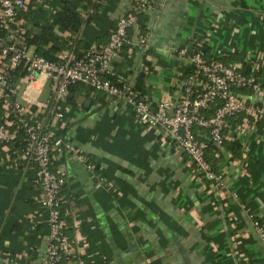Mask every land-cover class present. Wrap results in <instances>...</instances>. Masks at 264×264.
<instances>
[{"label":"crops","instance_id":"1","mask_svg":"<svg viewBox=\"0 0 264 264\" xmlns=\"http://www.w3.org/2000/svg\"><path fill=\"white\" fill-rule=\"evenodd\" d=\"M63 1L78 7L83 22L75 35L54 25V39L66 47L75 42L78 53L105 43L132 2L91 0L97 6L90 14L85 0H33L20 24L39 35ZM143 20L147 47L136 28L128 29L129 43L108 69L152 104L179 98L189 56L201 45L207 58L251 60L264 88V0H154ZM244 95L264 105V93ZM64 104L55 131L85 160L65 149L52 154V171L66 180L61 217L73 246L60 264H250L264 258L250 217L264 226V118L241 113L227 121L224 142L239 140L242 149L232 158L216 145L223 187L216 193L186 154L142 124L125 102L78 83ZM0 117L8 119L1 107ZM22 149L15 140L0 144V264H37L49 243L35 165Z\"/></svg>","mask_w":264,"mask_h":264},{"label":"built area","instance_id":"2","mask_svg":"<svg viewBox=\"0 0 264 264\" xmlns=\"http://www.w3.org/2000/svg\"><path fill=\"white\" fill-rule=\"evenodd\" d=\"M26 2L0 0V107L5 110L6 117L10 114L15 117L0 122V144L12 142L22 130V156L35 165L49 226V243L37 264H60L62 258L73 250L60 214V193L66 180L51 169L55 151L65 149L73 152L79 160H85L84 155L78 154L54 127V123L64 116V103L72 84H85L131 106L142 124L158 129L166 144L174 151L186 154L196 166L200 179L208 180L216 193H222L221 175L212 169L205 157L208 139L203 138L199 130L204 129L209 141L221 145L226 139L224 128L232 116L245 113L264 118V105L250 103L247 96L236 91L250 88L255 94L263 95V84L253 62L252 70L245 73L237 63L208 62L201 52L191 53L190 70L183 77L177 104L173 106V101L166 98L152 104L131 84L113 74V79H109L107 74H111L108 67L112 60L129 43L128 29L137 28L139 16L153 5L154 0H132L129 9L116 20L105 43L89 45L80 56L72 50H62L58 53V61L36 54L26 44L24 28L18 19V12L25 8ZM139 42L147 47L146 34L142 33ZM179 53L185 54V49ZM17 70L23 72V76L13 82ZM47 80L50 81V94L46 102H41L38 96ZM22 83H25L22 92L24 105L16 98V91ZM214 102L219 104L215 112L205 116L204 109ZM250 217L264 242L263 224L253 214Z\"/></svg>","mask_w":264,"mask_h":264},{"label":"trees","instance_id":"3","mask_svg":"<svg viewBox=\"0 0 264 264\" xmlns=\"http://www.w3.org/2000/svg\"><path fill=\"white\" fill-rule=\"evenodd\" d=\"M32 1L33 0H27L26 2V6L23 9H20L18 12V19L22 14H25V17H28L27 12L29 11L30 7H32ZM85 4L83 5L84 7H89L90 8V14L93 13L94 8L97 6L95 3L92 4L91 0H85ZM91 2V3H90ZM96 5V6H95ZM143 20V14H141L139 16L138 22H137V28L136 30L140 32V36L141 34L145 31V24H144ZM83 20L82 17L80 15V11L78 9V7L74 4H70L68 2L63 1L62 4V9L58 12H56L55 14H53V18L49 24V26L46 27H42L41 28V33L39 35H34L32 33H30L28 30H26V28H24V40L26 42V44L28 46L30 45H34L35 46V50L34 52L40 56H43L51 61H58V50L60 48H65L63 50H72L75 55L80 56L83 54V52L88 48H86L82 53H78L77 50V45L75 42H72L69 46L66 47L65 44H63V42H59L56 41L54 39V32H53V27L54 25H58L61 28H63L65 31L69 32L71 35H75L81 24H82ZM125 47V46H124ZM123 47V48H124ZM195 52H201L203 55V58L210 62V61H215L216 59L213 58H207V50L204 46H196L195 49L193 50L192 54ZM223 63H227V62H223ZM241 66V70L245 73H248L252 70V61L251 60H247L242 62ZM190 70V67L187 68L186 73ZM256 74H258V72H256ZM23 76V72H20L19 70L15 71L12 77L13 82H17L19 81L20 77ZM107 77L109 79H113V75L112 74H107ZM78 83L76 84H72L69 86V89L73 90L74 87L77 86ZM87 86V85H86ZM91 90H93L91 87H89ZM138 94L141 97H144L143 94L141 95V93L137 90V88H134ZM236 91L238 93H242V94H253L254 92L250 89V88H240V89H236ZM219 104L218 103H211L209 104L203 111V114L205 116H209L211 114H213L217 108ZM244 114V113H242ZM241 113H238L237 115H242ZM235 116V115H234ZM8 119H13L15 118L12 114H10L8 116ZM233 117V116H232ZM0 122H3V118L0 117ZM206 131L204 129L199 130V134L202 135L203 138H206L207 136L204 134ZM18 133H20L17 138H15V143L18 147L21 148V146L23 145L22 142V137H23V133L22 130H19ZM208 145L207 148L205 150V157L206 160L210 163L212 169L214 171H216L217 173H219V170H217V164L218 162L221 160V158H219V156H217L216 154L219 153L220 154V148L217 149L216 144H214L212 141H207ZM219 146H224L226 150H230L231 151V157L234 158L235 156H240L241 153V149H242V144L239 142V140H231L229 142H223V144L219 145ZM60 211H61V207H60ZM61 214V213H60ZM62 218V217H61ZM65 227V225H64ZM72 253V252H71ZM71 253L65 257L62 258V260L64 259H69ZM61 260V261H62ZM61 263V262H60ZM250 264H264V258H259L254 260L253 262H251Z\"/></svg>","mask_w":264,"mask_h":264},{"label":"water","instance_id":"4","mask_svg":"<svg viewBox=\"0 0 264 264\" xmlns=\"http://www.w3.org/2000/svg\"><path fill=\"white\" fill-rule=\"evenodd\" d=\"M190 53H191V52H190V50H189V54H190ZM24 88H25V83H22L21 86H20V88H19V90H18V92H17V100H18V101L20 102V104H22V105H24V101H23V99H22V92H23ZM49 94H50V81L47 80V81L44 83V85H43V87H42V89H41V91H40V94H39V96H38V100L41 101V102H46V100H47ZM177 102H178V99L176 98V99H175V102L173 103V106H175V105L177 104ZM172 109H173V107L169 110L170 113H172Z\"/></svg>","mask_w":264,"mask_h":264},{"label":"rangeland","instance_id":"5","mask_svg":"<svg viewBox=\"0 0 264 264\" xmlns=\"http://www.w3.org/2000/svg\"><path fill=\"white\" fill-rule=\"evenodd\" d=\"M22 82H24V81H22Z\"/></svg>","mask_w":264,"mask_h":264}]
</instances>
